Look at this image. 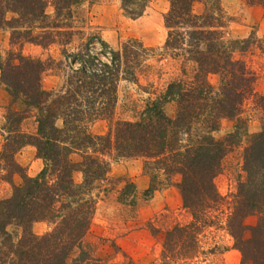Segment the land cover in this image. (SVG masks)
I'll return each mask as SVG.
<instances>
[{"label": "trees", "instance_id": "obj_1", "mask_svg": "<svg viewBox=\"0 0 264 264\" xmlns=\"http://www.w3.org/2000/svg\"><path fill=\"white\" fill-rule=\"evenodd\" d=\"M168 1L162 53L180 60V72L160 90L151 91L134 118L117 119L105 133L97 134L88 125L112 117L119 82H136L138 73L151 67L144 62L152 48L134 38L116 49L101 40L96 52L90 47L96 35L73 46L76 35L83 33L74 30L71 22L80 0H0V27L11 29V43L43 48L57 44L66 59L62 82L47 89L42 77L53 59L13 50L5 59L0 55V82L12 102L20 100L24 106L7 109L9 130L0 152V177L11 180L17 173L22 179L0 200V264H103L84 242L96 210L92 190L108 191L102 183L110 180V159L126 158L142 159L149 178L143 199L174 184L191 214L189 222L165 231L157 264H193L203 253L202 231L218 222L212 212L224 203L225 228L240 253V264H264V127L248 133L247 119L241 116L250 97L264 115V94L255 90L254 71L234 56L255 43L264 53V37L251 32L245 39L228 38L220 0ZM196 1L203 3L200 13L193 10ZM245 1L264 10V0ZM147 2L122 0V7L129 17L137 18ZM7 12L13 14L10 19ZM210 75L217 76L215 84ZM170 102L175 107L171 116L164 111ZM27 115L36 124L33 133L20 129ZM222 119L234 120V128L217 140L213 132ZM242 141L243 177L225 199L215 177L223 169L224 157ZM28 144L43 163L32 176L15 159V153ZM75 170L82 173L80 183L73 179ZM121 180L125 183L119 201L135 205L134 183L117 178ZM250 216L255 217L252 224L246 223ZM39 221L50 225L41 235L32 230Z\"/></svg>", "mask_w": 264, "mask_h": 264}, {"label": "rangeland", "instance_id": "obj_2", "mask_svg": "<svg viewBox=\"0 0 264 264\" xmlns=\"http://www.w3.org/2000/svg\"><path fill=\"white\" fill-rule=\"evenodd\" d=\"M225 19L226 35L230 39H245L250 33L256 38L264 37V14L258 5L247 3L245 0H220ZM257 6V7H254ZM169 8L168 0H148L143 14L137 18L129 17L122 7V0H80L73 8L72 26L74 30L82 31V35L75 37L73 46L85 41L89 35H96L90 47L98 52L105 41L109 47L118 48L120 43L134 38L140 40L147 48L148 56L145 64L151 65L149 69L138 73L136 82L121 80L117 87V102L114 113L110 119H99L91 122L88 129L92 133L102 134L111 127L117 119H132L144 106V99L152 96L151 91L160 90L171 77L180 72V60L162 53V45L166 37V28L163 15ZM203 3L196 1L193 6L195 13H200ZM52 12V9H48ZM11 12L6 13V18L12 17ZM11 29L4 25L0 27V55L7 57L10 50L20 51L23 55L53 59V65L47 69L42 77L43 87L50 89L57 87L62 82L66 59L61 54L57 44L46 48L29 42L11 43ZM251 45L243 53L235 51L236 58H242L257 75L255 90L264 94V53L257 46ZM144 64V65H145ZM148 70V71H147ZM216 75H210L213 84L217 82ZM22 110L20 100L12 102L0 82V152L3 149L5 137L9 130L7 122L8 108ZM174 103L164 105V111L169 115L174 113ZM243 118L247 119L248 133H256L264 127L263 112L255 109L254 98L250 97L244 104ZM234 120L222 119L219 129L213 132L215 139H222L227 133L233 131ZM60 125L61 121L58 120ZM35 122L30 115L20 123V129L27 133L35 131ZM227 153L223 159V169L215 177L219 193L229 199V194L234 191L237 179L243 177L241 171V147ZM78 159L77 155L73 156ZM16 161L24 167L27 175H35L42 168L43 163L36 155L33 145H25L15 153ZM5 174V171H1ZM108 176L109 181L102 185L108 191L92 190L96 197V210L92 224L84 239L90 244L95 257L103 264H157L165 231L175 224H184L191 220L190 212L183 207L181 196L174 184L156 190L148 199H143V191L149 186V178L142 169V159H110ZM117 178L133 182L137 194L135 205L123 204L120 188L124 181L117 182ZM73 179L80 183L82 173L80 170L73 172ZM20 174L15 173L11 180L0 177V200L11 194L12 186L21 183ZM105 183V184H104ZM113 187V188H112ZM227 208L225 203L212 212L217 223L206 227L200 237V246L203 253L198 254L193 264H240V253L233 248V239L225 228ZM254 216L246 218V223L252 224ZM50 229L44 221L35 222L32 230L41 235ZM213 248V249H212Z\"/></svg>", "mask_w": 264, "mask_h": 264}, {"label": "crops", "instance_id": "obj_3", "mask_svg": "<svg viewBox=\"0 0 264 264\" xmlns=\"http://www.w3.org/2000/svg\"><path fill=\"white\" fill-rule=\"evenodd\" d=\"M258 6H259V5H258ZM254 7H257V6H254ZM258 8H260L262 14H264V10H263V8H262L261 6H259Z\"/></svg>", "mask_w": 264, "mask_h": 264}]
</instances>
